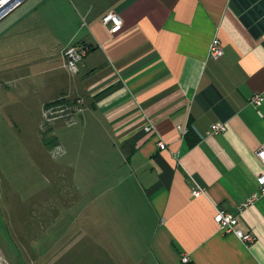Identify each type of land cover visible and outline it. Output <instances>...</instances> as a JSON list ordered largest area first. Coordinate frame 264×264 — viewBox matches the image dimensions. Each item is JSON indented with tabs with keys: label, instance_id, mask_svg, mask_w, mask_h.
I'll use <instances>...</instances> for the list:
<instances>
[{
	"label": "crops",
	"instance_id": "obj_1",
	"mask_svg": "<svg viewBox=\"0 0 264 264\" xmlns=\"http://www.w3.org/2000/svg\"><path fill=\"white\" fill-rule=\"evenodd\" d=\"M23 3L0 20V109L4 116L30 110L37 83L21 71L44 65L60 72V82L48 85L61 90L41 101V114L57 98L81 102L75 124L95 125L111 171L97 164L88 173L76 158L64 177L77 184L65 191L68 211L79 219L94 213L101 233L84 240L118 245L119 216L131 220L132 204L152 219L149 264H264L263 197L238 216L252 243L213 219L215 208L237 213L262 169L255 151L264 149V0H39L20 10ZM109 11L122 21L118 32L100 23ZM214 37L223 50L218 59L208 56ZM72 45L89 48L76 73L64 66ZM255 93L259 106L249 101ZM216 122L226 130L210 133ZM148 123L154 131L143 129ZM54 126L47 131L53 137ZM88 180L112 182L110 211L102 192L82 186ZM194 184L205 194L193 197ZM110 212L119 216L105 226L100 214Z\"/></svg>",
	"mask_w": 264,
	"mask_h": 264
},
{
	"label": "rangeland",
	"instance_id": "obj_2",
	"mask_svg": "<svg viewBox=\"0 0 264 264\" xmlns=\"http://www.w3.org/2000/svg\"><path fill=\"white\" fill-rule=\"evenodd\" d=\"M34 1L39 0H24L20 10ZM53 70L44 65L21 71L37 83L32 101H29L30 110L21 112L18 108L12 111V116H4L0 109V264H111L104 257L112 256L118 258L117 264H130L128 258L133 261L131 264L153 262L149 259L152 255L148 254L153 223L141 207L136 209L130 205L135 214L131 211L129 221L125 216L120 220L117 213L100 214V223L104 222L105 226H110L119 216L118 245L86 242V237L101 234L90 219L94 213L88 211L79 219L78 212L68 211L71 200L64 194L73 190L76 183L64 177L76 158H80V167H86L88 173L94 172L97 164L107 169L106 175L111 171L100 159L98 145L101 141L95 125L75 124L81 102L57 98L64 102L47 107V110L44 106L41 114V101L51 99L61 90V85H48L50 81L61 80L60 72ZM45 111L49 113L48 118H45ZM54 122L57 141L66 147L67 154L63 155L59 146L52 147L42 141V137H53L43 132ZM101 152L102 156L109 157V150ZM81 184L99 197L102 192L100 199L108 210L111 208V181H99L95 185L88 180ZM74 222L83 225L77 226ZM129 224L131 228L127 229ZM133 238V244L124 241L131 242Z\"/></svg>",
	"mask_w": 264,
	"mask_h": 264
},
{
	"label": "built area",
	"instance_id": "obj_3",
	"mask_svg": "<svg viewBox=\"0 0 264 264\" xmlns=\"http://www.w3.org/2000/svg\"><path fill=\"white\" fill-rule=\"evenodd\" d=\"M24 0H2L0 2V20L6 16L9 12L15 9L18 5H20ZM100 23L104 26L108 27L110 33L118 32L122 26V21L120 17L112 12L109 11L105 13L101 19ZM89 51V48L86 46L81 45H72L69 46L64 52V66L70 73H76L78 70V66ZM223 55V50L220 44V41L214 37L208 47V56L212 59H218ZM249 101L254 106H259L262 101V96L260 94H252L249 98ZM47 110V108H46ZM49 113L45 111V118H48ZM46 120V119H45ZM143 129L146 132L154 131V127L152 124H146ZM180 135L183 136L186 133V129L180 126H177ZM226 130L225 124L221 122H216L210 125L209 132L210 133H220ZM157 147L160 150L166 149V144L159 140L157 142ZM256 158L262 164L261 171L256 176V186L257 190L250 194L245 200H243L237 206V213L232 214L225 211L222 208H215L214 213V221L218 225V227L223 230L224 232L233 233L240 241L249 244L254 241V236L249 232H244L240 228L237 227L238 223V216L242 213V211L251 205L254 201L258 198H264V149L259 148L255 151ZM205 191L201 186L194 184L191 187V195L193 197H198L204 195ZM182 262L188 261V256H183L181 258Z\"/></svg>",
	"mask_w": 264,
	"mask_h": 264
},
{
	"label": "trees",
	"instance_id": "obj_4",
	"mask_svg": "<svg viewBox=\"0 0 264 264\" xmlns=\"http://www.w3.org/2000/svg\"><path fill=\"white\" fill-rule=\"evenodd\" d=\"M64 102V100L63 99H56V100H53V101H51V102H48V103H46L45 104V107L47 108V107H50V106H52V105H54V104H57V103H63ZM48 131V130H47ZM47 131H45V132H43V133H47ZM44 136V135H43ZM50 139H53V140H50ZM44 138V137H42V141L45 143V144H47V145H50V146H52V147H54L55 145H56V142H55V138H53V137H51V138Z\"/></svg>",
	"mask_w": 264,
	"mask_h": 264
},
{
	"label": "snow or ice",
	"instance_id": "obj_5",
	"mask_svg": "<svg viewBox=\"0 0 264 264\" xmlns=\"http://www.w3.org/2000/svg\"><path fill=\"white\" fill-rule=\"evenodd\" d=\"M0 2H2V0H0Z\"/></svg>",
	"mask_w": 264,
	"mask_h": 264
}]
</instances>
